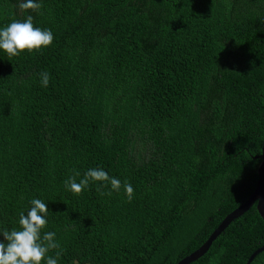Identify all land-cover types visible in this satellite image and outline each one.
Here are the masks:
<instances>
[{"label": "trees", "instance_id": "obj_1", "mask_svg": "<svg viewBox=\"0 0 264 264\" xmlns=\"http://www.w3.org/2000/svg\"><path fill=\"white\" fill-rule=\"evenodd\" d=\"M263 136L264 0H0V264H176ZM263 244L254 203L189 264Z\"/></svg>", "mask_w": 264, "mask_h": 264}, {"label": "water", "instance_id": "obj_2", "mask_svg": "<svg viewBox=\"0 0 264 264\" xmlns=\"http://www.w3.org/2000/svg\"><path fill=\"white\" fill-rule=\"evenodd\" d=\"M256 157L260 159V162L257 167V179L253 192L240 206L233 209L224 217L220 224L197 249L180 259L176 264H189L204 255L212 241L228 226V224L235 218L242 215L254 203H256L257 211L264 222V136L262 140L261 153ZM263 250L264 244L251 253L246 264H249L253 258Z\"/></svg>", "mask_w": 264, "mask_h": 264}]
</instances>
